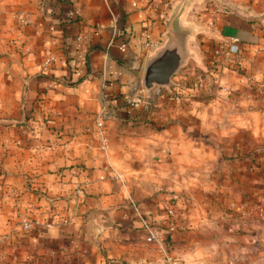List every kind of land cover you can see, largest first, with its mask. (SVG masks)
<instances>
[{
  "label": "crops",
  "instance_id": "0c3cea01",
  "mask_svg": "<svg viewBox=\"0 0 264 264\" xmlns=\"http://www.w3.org/2000/svg\"><path fill=\"white\" fill-rule=\"evenodd\" d=\"M33 1L18 34L0 30V264H161L135 205L178 264H264V28L216 14L201 34L211 50L188 42L175 78L199 76L208 92L168 103L143 85L161 14L139 0ZM231 36L243 46L234 64L221 55Z\"/></svg>",
  "mask_w": 264,
  "mask_h": 264
},
{
  "label": "rangeland",
  "instance_id": "374dc122",
  "mask_svg": "<svg viewBox=\"0 0 264 264\" xmlns=\"http://www.w3.org/2000/svg\"><path fill=\"white\" fill-rule=\"evenodd\" d=\"M53 0H46L49 5ZM141 7L156 14H161L165 29L160 32L161 42H165L168 34L167 25L170 18L177 16L189 20L192 33L188 36L191 50H211L215 41L214 35L201 36L205 29L213 28L211 21L218 13H245L250 20L256 21L264 28V0H139ZM33 0H0V13L4 14V23L0 24L3 33L18 34L21 30L19 16L28 12ZM243 5V7H242ZM246 5V6H245ZM245 6V7H244ZM50 12V11H48ZM7 17H9L7 19ZM157 18V16H154ZM260 18V19H257ZM262 18V19H261ZM211 64V63H210ZM210 95V94H208Z\"/></svg>",
  "mask_w": 264,
  "mask_h": 264
},
{
  "label": "built area",
  "instance_id": "2783aa9c",
  "mask_svg": "<svg viewBox=\"0 0 264 264\" xmlns=\"http://www.w3.org/2000/svg\"><path fill=\"white\" fill-rule=\"evenodd\" d=\"M150 32H151L150 27H148L145 34L146 37L145 44L148 46L152 44V38ZM77 39H78V45L75 54V59L78 63V68H83L86 64V55L88 50L86 45V35L84 33H79ZM242 50H243V46L240 37L231 36L227 42L226 48L221 54L223 56V61H231L233 62V64L237 63V57L242 52ZM210 63L211 65L217 66L218 69L220 70L221 68L220 64H218V60L214 59V57H210ZM193 78L191 79L193 85L189 87H185L184 84H182L181 86H177L174 89L173 93L158 88L157 97L162 99V101L168 103L181 104L186 98L184 90H191L193 92L200 91L201 94L204 92L207 93L209 88H207L208 84H206L205 80L199 76ZM108 99L109 97L107 95V92L104 91L102 94L103 106L100 112H98L95 116V123L98 126L102 148L104 150L107 149L108 144H107V139L103 133V116L107 114ZM149 99L150 98L147 97H137V98L127 97L126 101L128 104L138 108L144 105H149L150 104ZM134 207L141 221L142 227L147 231V237H146L147 241L153 242L157 246V250L160 255L161 264H178L175 256L172 253V246L170 244L169 239L165 237H161L158 231L153 226V224H151L141 215V213L138 211V207L136 205ZM254 212L259 218L264 219V211L261 208H256ZM168 214L172 218L176 217V213L173 208L168 209ZM31 225H32V221L28 220L24 222V226L26 228L31 227Z\"/></svg>",
  "mask_w": 264,
  "mask_h": 264
},
{
  "label": "water",
  "instance_id": "95a60500",
  "mask_svg": "<svg viewBox=\"0 0 264 264\" xmlns=\"http://www.w3.org/2000/svg\"><path fill=\"white\" fill-rule=\"evenodd\" d=\"M180 18L177 16L170 18L167 25L168 38L146 63L143 85L147 91L158 87L166 88L173 93V86L182 85L175 78L184 68L188 57L187 43L192 28L181 25ZM206 69L209 70V66H206Z\"/></svg>",
  "mask_w": 264,
  "mask_h": 264
},
{
  "label": "trees",
  "instance_id": "16d2710c",
  "mask_svg": "<svg viewBox=\"0 0 264 264\" xmlns=\"http://www.w3.org/2000/svg\"><path fill=\"white\" fill-rule=\"evenodd\" d=\"M86 57H87V55H86ZM86 62H87V59H86ZM75 66H77L78 67V63H77V61L75 60ZM218 70V67L217 66H215V65H210V73H214L215 71H217ZM184 72V70H182V73ZM184 84V86L185 87H189V86H191V85H193L192 84V81H191V79H186L185 80V82L183 83Z\"/></svg>",
  "mask_w": 264,
  "mask_h": 264
}]
</instances>
